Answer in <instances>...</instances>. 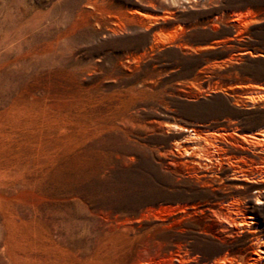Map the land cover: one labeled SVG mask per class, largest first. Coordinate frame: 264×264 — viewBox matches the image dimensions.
Returning a JSON list of instances; mask_svg holds the SVG:
<instances>
[{
  "label": "rangeland",
  "instance_id": "rangeland-1",
  "mask_svg": "<svg viewBox=\"0 0 264 264\" xmlns=\"http://www.w3.org/2000/svg\"><path fill=\"white\" fill-rule=\"evenodd\" d=\"M263 132L264 0H0V264H264Z\"/></svg>",
  "mask_w": 264,
  "mask_h": 264
},
{
  "label": "bare ground",
  "instance_id": "bare-ground-1",
  "mask_svg": "<svg viewBox=\"0 0 264 264\" xmlns=\"http://www.w3.org/2000/svg\"><path fill=\"white\" fill-rule=\"evenodd\" d=\"M233 18H237V19H242V14L241 13H234L233 14ZM171 128L174 130V131H178L179 133H181V132H186V133H189L190 131L189 130H187V129H183V128H181L180 126H178V125H176V124H172L171 125ZM262 137H263V139H262V141L264 142V132L262 133ZM252 138H255V139H257L256 137H252ZM198 147H195V149H197ZM203 149V148H202ZM152 214V213H151ZM157 217V216H156ZM158 218V217H157ZM220 261H223V259H220ZM216 262H218V261H216ZM203 264H205V263H203ZM211 264H214V262H212Z\"/></svg>",
  "mask_w": 264,
  "mask_h": 264
}]
</instances>
